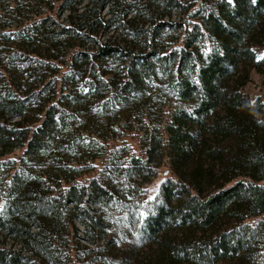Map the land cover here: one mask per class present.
I'll return each mask as SVG.
<instances>
[{
    "label": "trees",
    "instance_id": "obj_1",
    "mask_svg": "<svg viewBox=\"0 0 264 264\" xmlns=\"http://www.w3.org/2000/svg\"><path fill=\"white\" fill-rule=\"evenodd\" d=\"M259 48L264 0H0V264H264Z\"/></svg>",
    "mask_w": 264,
    "mask_h": 264
},
{
    "label": "rangeland",
    "instance_id": "obj_2",
    "mask_svg": "<svg viewBox=\"0 0 264 264\" xmlns=\"http://www.w3.org/2000/svg\"><path fill=\"white\" fill-rule=\"evenodd\" d=\"M256 52L259 57L264 55V49H256ZM244 92L250 97L254 104L258 101L264 102V75H260L256 71H252L251 82L246 86ZM126 142L129 143L136 152H138V144L136 140L129 137L126 139ZM164 173H167V171L163 168L160 173L152 179L151 184H145L143 186V189L147 191L144 193L145 198L153 197L156 194L155 192L160 189L165 180ZM125 232L126 234L122 231L117 233V231L114 230L111 235L116 241L120 242L123 247L133 245L131 244L134 241L133 237H128V230Z\"/></svg>",
    "mask_w": 264,
    "mask_h": 264
},
{
    "label": "snow or ice",
    "instance_id": "obj_3",
    "mask_svg": "<svg viewBox=\"0 0 264 264\" xmlns=\"http://www.w3.org/2000/svg\"><path fill=\"white\" fill-rule=\"evenodd\" d=\"M229 2H231V0H229ZM252 2H253V3H255V2H256V0H252Z\"/></svg>",
    "mask_w": 264,
    "mask_h": 264
}]
</instances>
